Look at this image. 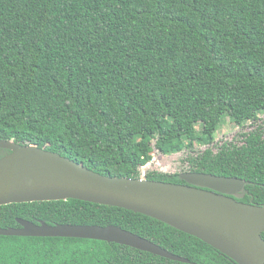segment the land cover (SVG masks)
I'll use <instances>...</instances> for the list:
<instances>
[{"label":"trees","instance_id":"trees-1","mask_svg":"<svg viewBox=\"0 0 264 264\" xmlns=\"http://www.w3.org/2000/svg\"><path fill=\"white\" fill-rule=\"evenodd\" d=\"M263 113L264 0H0V139L132 178L155 148L191 150L186 171L248 180L232 196L264 204L263 123L241 144L195 151L215 143L227 118L243 126ZM181 173L146 177L185 182ZM18 218L115 224L189 262L104 240L0 235V264H237L122 207L74 198L0 205L1 227Z\"/></svg>","mask_w":264,"mask_h":264},{"label":"water","instance_id":"water-1","mask_svg":"<svg viewBox=\"0 0 264 264\" xmlns=\"http://www.w3.org/2000/svg\"><path fill=\"white\" fill-rule=\"evenodd\" d=\"M0 205L80 199L148 215L192 234L237 264H264V204L232 196L250 181L236 176L184 171L186 183L132 178L95 171L59 152L0 139ZM0 235L78 237L128 245L189 262L154 241L115 224H49L18 218Z\"/></svg>","mask_w":264,"mask_h":264},{"label":"rangeland","instance_id":"rangeland-1","mask_svg":"<svg viewBox=\"0 0 264 264\" xmlns=\"http://www.w3.org/2000/svg\"><path fill=\"white\" fill-rule=\"evenodd\" d=\"M258 123L264 124V113L261 114L260 120L257 123L254 121H249L243 126L237 125L227 118L224 124H222L216 132L215 143L211 145H197L195 151L196 153L200 152L206 149L208 146H211L214 151H217L218 146L226 141H234L238 144H241L243 142L242 133L253 130L258 125ZM197 128L200 130L201 124H197ZM188 153H191V150H183L179 153L165 155L155 148L152 153V160L141 168V174L146 175L147 172L151 170H158L167 173L184 172L189 168V165L184 160Z\"/></svg>","mask_w":264,"mask_h":264},{"label":"flooded vegetation","instance_id":"flooded-vegetation-1","mask_svg":"<svg viewBox=\"0 0 264 264\" xmlns=\"http://www.w3.org/2000/svg\"><path fill=\"white\" fill-rule=\"evenodd\" d=\"M181 183H186V181L185 182H181Z\"/></svg>","mask_w":264,"mask_h":264}]
</instances>
